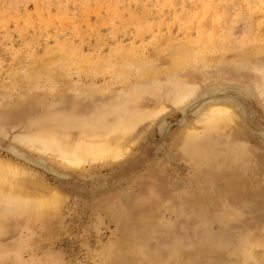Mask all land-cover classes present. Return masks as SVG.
<instances>
[{"label":"bare ground","instance_id":"obj_1","mask_svg":"<svg viewBox=\"0 0 264 264\" xmlns=\"http://www.w3.org/2000/svg\"><path fill=\"white\" fill-rule=\"evenodd\" d=\"M258 4L264 5V0ZM232 16L222 20L228 22L226 29L221 27L219 37L213 31L210 42L203 32L193 36L183 26V34L175 38H154L147 55L143 46L117 52L115 60L98 68L110 74L108 83L81 85L79 79L73 80L86 65L77 54L67 52L65 44L22 55L23 61L0 84V133L9 116L18 123L25 111L31 113L20 125L24 129L11 133L15 158L0 156V263L11 257L20 260L23 251L37 243L38 228L46 234L39 249H52L58 237L54 227L61 222L67 201L60 189L22 161L41 168H46L47 160L71 168L110 162L125 155L150 123H157L164 136L169 128L165 115L178 108L180 120L189 113L194 120L175 137L168 157L158 163L159 171L166 174L173 158L187 160L197 189L210 192L207 211L221 225V233L213 241L192 244L178 236L174 238L178 249L161 255L153 245L161 222L148 216L120 231L109 247L107 263L264 264V155L262 142L253 144L245 127L257 114L248 105L250 95L255 94L264 107V14L257 21L243 12ZM213 56L228 69L221 71V79L203 86L205 74L199 69ZM122 80L127 82L118 88ZM75 93L88 108L83 102L71 109L65 106ZM196 193L188 187L171 190L166 200L176 206ZM159 198L161 192L153 186L147 194L117 196L104 205L119 218ZM206 216L198 213L191 218L203 229ZM18 228L26 233L14 241L11 232ZM13 241L18 245L8 252Z\"/></svg>","mask_w":264,"mask_h":264},{"label":"rangeland","instance_id":"obj_2","mask_svg":"<svg viewBox=\"0 0 264 264\" xmlns=\"http://www.w3.org/2000/svg\"><path fill=\"white\" fill-rule=\"evenodd\" d=\"M235 12H243L257 21L264 14V5L258 4V0L254 3L246 0H0V84L19 66L27 51L42 53L56 44L67 45V52L77 54L86 65V70L79 76L74 74L73 80L79 79L81 85L108 83L110 74H102L98 68L115 60L117 52L130 53L143 46L141 49L147 55L154 38H175L183 34V26L193 36L203 32L210 42L214 37L212 32L215 31L216 37L218 32L219 37L228 25L222 20L233 18ZM227 69V64L219 65L213 56L211 63L199 69L205 74L203 86L207 81L221 79ZM126 82H117L121 84L117 87ZM205 91L202 87V92ZM80 96L75 93L64 102L65 106L71 109L74 103L83 102ZM247 102L257 114L253 121L246 122V132L253 138V144L262 142L259 147L264 155V107L255 94ZM83 106L88 108V102ZM181 116L180 109L171 108L165 115L169 128L164 136L160 135L157 123H150L125 155L107 163L71 168L47 160L46 168H41L21 160L49 185L60 189L67 201L61 211V222L54 227L58 237L52 249H39L46 234L38 228L37 243L24 250L20 260L11 257V261L0 264H33L36 260L42 264H128L107 263L109 247L123 228L148 216L161 222L153 242L161 255L178 249L179 245L174 243L178 236L189 244L200 239L213 241V236L221 233V225L210 218L207 211L210 192L197 189L191 164L171 158L166 174L158 168L159 161L168 157L175 137L194 120L192 113L182 120ZM20 117L18 123L13 121V115L5 122L0 133L1 157L15 158L10 152L11 133L21 132L22 122H27L31 113L25 111ZM26 155L34 156L30 152ZM261 180L264 185V175ZM153 186L160 190L161 198L146 201L145 206L130 209L119 218L111 215L113 209L107 211L109 206L104 205L117 196L147 194ZM186 187L197 193L188 195L176 206L166 200L171 190ZM198 213L207 214L203 229L191 218ZM261 219L264 223V215ZM25 233V229L18 228L10 237L15 241ZM14 241L8 252L18 245Z\"/></svg>","mask_w":264,"mask_h":264}]
</instances>
